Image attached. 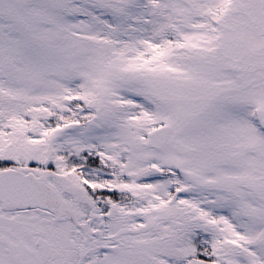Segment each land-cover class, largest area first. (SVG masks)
<instances>
[{
  "label": "snow or ice",
  "instance_id": "snow-or-ice-1",
  "mask_svg": "<svg viewBox=\"0 0 264 264\" xmlns=\"http://www.w3.org/2000/svg\"><path fill=\"white\" fill-rule=\"evenodd\" d=\"M0 264H264V0H0Z\"/></svg>",
  "mask_w": 264,
  "mask_h": 264
}]
</instances>
